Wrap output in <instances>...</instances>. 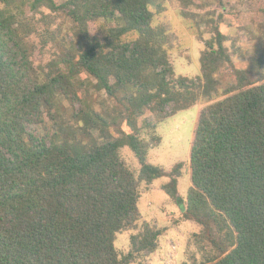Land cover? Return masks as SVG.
Masks as SVG:
<instances>
[{
  "label": "trees",
  "instance_id": "1",
  "mask_svg": "<svg viewBox=\"0 0 264 264\" xmlns=\"http://www.w3.org/2000/svg\"><path fill=\"white\" fill-rule=\"evenodd\" d=\"M0 3V27L18 49L0 47V264H151L145 259L163 230L145 224L124 254L115 243L140 220L139 183L162 177H170L163 189L183 221L200 227L183 264H264V40L249 67H238L217 29L202 53L201 76L175 78L168 31L155 23L164 0H69L73 40L64 41L51 73H38L28 41L12 26L22 23L26 4L64 3ZM259 8L264 16V4ZM99 19L101 36H90V21ZM223 69L232 81L223 82ZM91 87L119 109H97ZM69 96L81 107L65 106ZM198 102L205 106L193 130L184 200V163L171 171L150 163L148 152L161 139L149 121L152 139H143L136 122L151 106L177 112ZM126 147L139 179L121 158Z\"/></svg>",
  "mask_w": 264,
  "mask_h": 264
},
{
  "label": "rangeland",
  "instance_id": "2",
  "mask_svg": "<svg viewBox=\"0 0 264 264\" xmlns=\"http://www.w3.org/2000/svg\"><path fill=\"white\" fill-rule=\"evenodd\" d=\"M61 9H51L40 6L33 10L26 4L21 15L22 23L14 24L19 28L30 47V61L32 68L38 73L46 71L51 73L54 62L65 49L64 41L72 42L71 33L76 27L74 19L70 16L71 5L69 0H54ZM85 1V0H77ZM162 12L156 16L155 23L163 24L171 42L170 61L174 68L175 78L183 77L194 80L202 74L201 56L207 48L208 40L213 37L216 30L228 36L225 43L238 67L248 68L251 58L262 51L260 43L264 40L261 30L264 16L260 13L261 0H164ZM5 4L0 3V7ZM19 11V10H17ZM184 12L185 16L181 15ZM102 19L90 21V36H101L100 27ZM113 24H116L114 22ZM154 24V23H153ZM0 47L5 52H17L13 35L5 28L0 27ZM66 51V50H65ZM87 79L85 73L81 74ZM224 83L232 81L233 77L228 70H221ZM89 82V81H88ZM95 84V79H92ZM91 101L100 111L108 109L111 113L118 110L116 104L105 97L103 93L95 92L91 87ZM65 106L77 110L81 104L76 98L66 97ZM205 105L198 102L189 109L172 111L171 106H151L145 109L138 118L136 126L141 129V137L151 141V132L144 123L155 125V132L161 143L148 152V161L171 171L178 163H184L178 178L179 195L186 200L190 189L189 152L193 137V130L200 110ZM149 121V122H148ZM125 131L132 128L123 124ZM122 160L139 179V163L134 153L128 148L120 152ZM170 177L155 179L151 184L140 182L141 197L138 201L140 220L135 228L120 233L116 240V248L120 254L131 250V237L143 231L145 224L163 230L159 238L158 250L150 254L147 262L151 264H183L195 250L194 235L200 232V227L192 221H183L182 211L177 202L163 189L169 183ZM172 246H175L173 249Z\"/></svg>",
  "mask_w": 264,
  "mask_h": 264
},
{
  "label": "built area",
  "instance_id": "3",
  "mask_svg": "<svg viewBox=\"0 0 264 264\" xmlns=\"http://www.w3.org/2000/svg\"><path fill=\"white\" fill-rule=\"evenodd\" d=\"M173 247V249H175V246H172Z\"/></svg>",
  "mask_w": 264,
  "mask_h": 264
}]
</instances>
